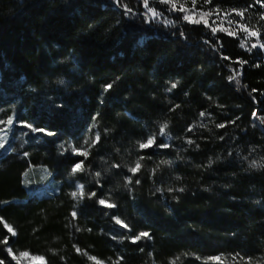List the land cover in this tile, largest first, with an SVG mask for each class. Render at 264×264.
I'll use <instances>...</instances> for the list:
<instances>
[{
  "label": "trees",
  "instance_id": "16d2710c",
  "mask_svg": "<svg viewBox=\"0 0 264 264\" xmlns=\"http://www.w3.org/2000/svg\"><path fill=\"white\" fill-rule=\"evenodd\" d=\"M148 4L0 0V120L53 133L0 157L3 264H264V0H195L215 35Z\"/></svg>",
  "mask_w": 264,
  "mask_h": 264
},
{
  "label": "rangeland",
  "instance_id": "374dc122",
  "mask_svg": "<svg viewBox=\"0 0 264 264\" xmlns=\"http://www.w3.org/2000/svg\"><path fill=\"white\" fill-rule=\"evenodd\" d=\"M167 4L172 7L171 11L179 12L183 14V16L188 15L190 17V21H188L189 23L205 24L211 31L212 29H216V32H232V26L234 24L224 14L218 15L215 13H205L203 12V10L197 8L195 3L190 2V0H170V2ZM181 8H183V11H181ZM151 19L161 22L163 24H165L166 20L169 21V18L164 15L163 18L159 17V19ZM34 133L35 132H32L27 127L16 126L14 122L12 125H8L7 123L0 124V145H3L2 147H0V157L10 152L13 148V144H25L27 137L33 135ZM34 171L35 170L33 169L30 171V176L26 181L27 185H29V187H31L34 191L38 193H47L50 190V184L44 181V179L47 177L46 172L42 169H37L38 173H35ZM38 189L41 190L37 191ZM14 260L16 264H45L44 258L40 256H30L29 254H21L20 256L15 257ZM95 263L105 264L99 261H95Z\"/></svg>",
  "mask_w": 264,
  "mask_h": 264
},
{
  "label": "snow or ice",
  "instance_id": "6c2138e0",
  "mask_svg": "<svg viewBox=\"0 0 264 264\" xmlns=\"http://www.w3.org/2000/svg\"><path fill=\"white\" fill-rule=\"evenodd\" d=\"M160 2H161V3H169L170 0H160ZM205 2H209V3H210V0H205ZM193 3H195V0H193ZM144 7L148 10V13L151 15V18H153V19H159V17H160L161 14H160L159 12H156L154 9H152V8L149 7L148 0H144ZM173 8H174V5H173ZM131 11H132V9L128 8L127 5H125V12H126V14H127L128 12H131ZM181 11H183V8H181ZM237 14H238V15H242L241 13H237ZM262 19H264V17H262ZM183 20H185V21H190V17H189L188 15H184V16H183ZM146 22H148L147 19H146ZM170 23H171V21H167V20L165 21V24H170ZM215 32H216V29H212V34H213V35H215ZM181 35H183V33H181ZM250 35H252V36H256L257 33H256V32H251ZM252 47L255 48V47H256V44H253ZM225 59H227V57H225ZM111 87H112V85H107L106 88H105V90L107 91V90H109ZM171 88H173V89L176 88V84L173 83V84L171 85ZM200 115L203 116L204 113L202 112V113H200ZM253 115H255V114H253ZM259 119H260V122H261L262 124H264V117H261V118H259ZM3 123H7L8 125H12V124H13V119H12V118H9L6 122L0 120V124H3ZM233 123H234V121H233ZM23 126L29 128L32 132H38V133H39V132H43V133H45L46 135H53V133L48 132V131L45 130V129H42V128H36V127H34L33 125L28 124V123H26V122L23 124ZM224 126H225V125H223V124L218 125V127H224ZM166 127H167L166 124H165L163 127H161V129H160V133H161V134L164 133V129H165ZM97 139H99L98 136H97ZM153 142H154V141H153L152 139H149V140L147 141V143H143V144H141L140 147H141V148H147V147L151 146V145L153 144ZM189 143H191V141H189ZM2 146H3V145H0V147H2ZM161 147H168V146H167V145H161ZM72 151L75 153V152H77V149H76V148H73ZM81 154H83V155H87L86 152H85V153H81ZM139 167H140V164L137 163L136 166H135L134 168H130L129 171L132 172L133 174H135V172L139 169ZM81 169H82V164H81V163H76L75 166L72 168V172L75 173V172H77V171H79V170H81ZM97 176H99V173H97ZM127 182L130 184L132 181H131V179H129ZM136 183H139V180H137ZM78 189H80V192H79V193H78V192H73V193L71 194V195L73 196V198H76L78 194L81 195V196L83 195V192H82L83 185H78ZM180 191H183V189H180ZM91 195H92V196H95L96 193L93 192V193H91ZM98 203H99L100 205H102V206L107 207V208H113V207H115L114 204L107 203L106 200H104V199H100V200L98 201ZM76 215H77V213L74 211V212L72 213V216L75 218ZM115 223H116L117 225H120L121 227H124V228H127V227H128V225L125 224V223H124L122 220H120L119 218H116V219H115ZM8 231H9V232H12L13 230H12V228L9 227V228H8ZM13 234H14V233H13ZM142 237H144V238H150V237H149V233H147V232H141V233H139L137 236H135V237L132 238V242L135 243L136 241L140 240ZM4 243H7V241H4ZM8 251H9V253L11 254V249H10V248L8 249ZM25 255H27V254H25ZM0 264H3V261H0Z\"/></svg>",
  "mask_w": 264,
  "mask_h": 264
},
{
  "label": "water",
  "instance_id": "95a60500",
  "mask_svg": "<svg viewBox=\"0 0 264 264\" xmlns=\"http://www.w3.org/2000/svg\"><path fill=\"white\" fill-rule=\"evenodd\" d=\"M253 119H254L255 121H257V120H256V116H254ZM258 126H259V128L261 129V131L264 132V127H263V125L258 124Z\"/></svg>",
  "mask_w": 264,
  "mask_h": 264
}]
</instances>
